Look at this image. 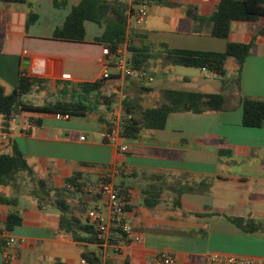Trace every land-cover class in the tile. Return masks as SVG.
Listing matches in <instances>:
<instances>
[{"label":"crops","instance_id":"1","mask_svg":"<svg viewBox=\"0 0 264 264\" xmlns=\"http://www.w3.org/2000/svg\"><path fill=\"white\" fill-rule=\"evenodd\" d=\"M81 1L66 0L65 7H56L55 0H0V80L7 90L16 88L26 71L34 85L21 98V106L83 108L82 116L70 120L20 108L10 128V143L19 146L35 176L53 187H63L64 179L75 173L82 175L84 190L68 192L65 198L71 214L90 224L88 215L95 210L100 212L102 225L109 223L106 200L98 191L100 177L108 176L128 194L130 236L118 244L74 241L60 230L61 212L51 205L40 209L35 198L23 190L29 178L21 174L20 187L0 186V196L19 199L15 209L23 218L20 226L8 231L5 223L12 208L0 203V264H5L7 251L14 256L10 264H82L84 252H95L102 264H154L165 253L175 256L177 264H204L211 253L264 258V125H243L244 100H264V36L257 37L237 75L239 81L238 77L231 80L226 92L221 89L227 97L223 112L171 113L164 129H145L139 137L122 136L118 144H109L101 141L100 134L112 126L111 112L123 116V94L129 86L122 77L102 79L106 46L96 40L103 36L105 26L86 21L83 43L53 38L55 29ZM124 1L130 7L129 30L145 35L142 41L130 37L128 43L144 47L149 58L157 53L165 56V51L154 52L163 44L170 49L224 53L229 42L249 43L264 27L263 20L237 21L232 23L228 39L216 38L208 23L189 17L188 9L196 7L197 15L208 18L220 0H168L178 6L149 3L146 23L134 28L131 12L138 1ZM33 15L35 21L27 26ZM149 60L145 68L150 72ZM233 60L227 59L226 71ZM110 71L118 73L115 68ZM65 74L71 79L65 80ZM187 74H177V80L191 81ZM163 76L166 82V74ZM148 78L155 81L151 73ZM147 83L153 88L149 94H162L164 89L157 93ZM231 85L235 88L229 89ZM27 124L31 128L26 133ZM81 136L87 140L81 141ZM10 143L1 139L0 150H11ZM121 144L128 145L127 153L120 152ZM183 186L196 191L183 193L177 207L176 192ZM76 193L84 194L76 199ZM158 194L159 203L146 207L144 199ZM233 218L244 223L238 225ZM9 239L15 242L7 249Z\"/></svg>","mask_w":264,"mask_h":264},{"label":"trees","instance_id":"2","mask_svg":"<svg viewBox=\"0 0 264 264\" xmlns=\"http://www.w3.org/2000/svg\"><path fill=\"white\" fill-rule=\"evenodd\" d=\"M153 3L165 7H176L175 3L168 0H150ZM66 0H55L56 7H65ZM129 4L124 0H82L75 6L69 16L61 26L54 31L55 40L68 42H85L86 29L85 22L91 21L105 26L103 36L97 38L96 42L104 44L112 52H115L118 46L128 43L130 37L145 38L144 34L136 33V30H129ZM197 8L190 7L188 15L201 23H208L210 33L213 37L228 39L231 33L232 23L257 22L264 21V0H220L215 11L208 18L197 15ZM35 16L28 19L27 26L35 21ZM264 36V27H262L257 36H254L249 43L229 42L227 50L224 53L195 51L185 49H170L166 44L165 60L174 66L196 68L206 70L217 77H226V62L228 58H234L239 65L238 75L250 56L252 49L256 45L257 37ZM130 58L133 61V68L136 71H143L149 56L144 52V47H138L133 42L128 43ZM239 81V77L238 80ZM228 81L223 80L224 86ZM34 85L33 79L23 71L16 88L7 90L4 83L0 80V114L10 116L17 113L20 108L30 111H41L46 113L70 114L73 117L82 116L80 106L72 110H60L58 107H25L21 106V98L28 94ZM99 85V84H98ZM91 86H97L93 84ZM138 92L135 96H125L123 99V116L121 117L122 136L126 138L139 137L145 129L162 130L167 125L168 117L171 113L191 112H223L227 102V97L222 90L219 93H200L193 91H183L177 89H164L162 91L164 101L159 106L144 107L143 96L152 92V88L137 85ZM24 107V108H23ZM81 109V110H80ZM243 125L248 128H261L264 125V100L255 98H246L243 102ZM8 134L10 123H6ZM110 127H114L113 125ZM10 143V136L4 138ZM11 152L6 153L0 150V186L1 187H20L19 179L21 174H25L32 183L30 195L35 198L40 209L47 205L54 206L61 212L59 227L61 231L71 235L76 242H86L91 244H102L104 240L100 238V231L89 222L71 214V208L65 198V194L75 191H83L86 185L82 181V175L75 173L64 179V186L61 188L53 187L47 180L38 179L35 176L32 166L28 163L27 158L20 150L19 146L11 142L9 144ZM102 181H111L108 176L100 177L98 186ZM19 189V188H18ZM128 203V194L122 190ZM196 191L195 188L183 186L176 192L175 206H180L181 195L185 192ZM160 201V194L150 195L144 199L146 207L153 208ZM0 203L10 206L12 209L8 215L5 227L8 231L20 226L23 218L20 216L15 207L19 204V199L5 198L0 196ZM126 210L129 206L126 204ZM238 225H242L244 220L233 218ZM113 235L109 243L118 244L119 241L126 240L123 238L113 239L117 235V230H112ZM121 233V232H120ZM118 237V236H117ZM83 258L87 264H102L100 256L95 252H84ZM10 264V261L5 262Z\"/></svg>","mask_w":264,"mask_h":264},{"label":"built area","instance_id":"3","mask_svg":"<svg viewBox=\"0 0 264 264\" xmlns=\"http://www.w3.org/2000/svg\"><path fill=\"white\" fill-rule=\"evenodd\" d=\"M137 9H133L131 12V18L135 23L134 28H141L147 21L149 17V1L150 0H137ZM128 46L120 45L115 52H112L108 47L103 48V63L104 69L102 72V79L107 81L111 80L113 76L128 78H138L143 84L144 82H152V78H148L147 74L143 71L134 70L133 61L127 53ZM117 69V74L111 73L110 69ZM204 71H206L204 69ZM213 77L212 73H209ZM65 80H70L71 75H63ZM111 97V94H109ZM55 117L57 120H70V114L56 113ZM17 114L13 113L10 116L0 114V141L6 138L9 134L7 133L6 123H10L9 132L11 125L15 122ZM110 124L114 127H108L105 131L100 134V139L102 142L109 144H118L122 139V127H121V116L117 112H111L109 115ZM31 128L30 124H27L24 128V132H28ZM81 141H86L87 136H81ZM120 152L125 154L129 151V147L126 144H121L119 146ZM6 153L11 152L10 149L5 150ZM98 191L101 196L106 200V208L109 212V223L102 225L100 223V212L95 210L89 213V219L92 225L100 231V238L104 240V244L109 243L112 237V230H117L118 238H129L130 231L126 225V199L122 189L116 186L112 181H102L98 186ZM121 232V233H120ZM14 239H9L6 241V248L10 249L14 244ZM6 262L12 261L14 256L8 251L5 254ZM82 264H87L86 260H82ZM154 264H177L175 256L172 254H162L155 261ZM204 264H264V258L255 257H244V256H234L226 255L220 253H211L205 260Z\"/></svg>","mask_w":264,"mask_h":264},{"label":"rangeland","instance_id":"4","mask_svg":"<svg viewBox=\"0 0 264 264\" xmlns=\"http://www.w3.org/2000/svg\"><path fill=\"white\" fill-rule=\"evenodd\" d=\"M149 13H150V10H149ZM132 23H133V27H135V23L133 21ZM205 31H207V28L203 30V32ZM164 50H165L164 47L156 46L154 48V52H162ZM129 56H130V53H129ZM149 59H150L149 63L151 64L150 72L148 70L149 68H145L144 71L147 74V76H150V73H151L152 76L155 78V81L150 82V83L154 88L157 89V93L159 90H163L167 88H174L177 90L183 88L187 91H193V92L205 90V91H209L212 93H219L221 92V89H223V80L226 79L228 83H230L231 80H235V78L238 77L237 70H236L238 66L235 60L228 63V66H227L228 70H227L226 77L213 78L212 76H210L208 71L201 72L202 69L186 68V67L174 66L172 64H169L165 60L164 56L159 53L151 56V58ZM182 72L188 73L187 75H190L192 77V80L189 82H183V81L181 82L180 80H177V74L182 73ZM163 73H165L167 76L166 82H164L165 77L163 76ZM127 82H128L129 89L127 92L124 91L123 96H126V95L132 96V93L138 92V89H137L138 84L152 88L148 86L149 83L144 82L142 84L138 78H128ZM226 87H228V85L224 86V91ZM230 88H235V86L233 87V85H231L229 89ZM112 97L115 100L118 98V96H115V95H113ZM163 101H164L163 94H160V93L159 95L158 94L156 95L145 94L143 96L142 103L144 107H154V106H159ZM29 184L31 185L30 186L31 188L29 187ZM95 185H96V182L93 183V186ZM31 189H32V184L31 182L28 181V183L24 185L23 190L30 193ZM83 194L84 193H76L75 198L78 199L79 198L78 196L83 195Z\"/></svg>","mask_w":264,"mask_h":264},{"label":"water","instance_id":"5","mask_svg":"<svg viewBox=\"0 0 264 264\" xmlns=\"http://www.w3.org/2000/svg\"><path fill=\"white\" fill-rule=\"evenodd\" d=\"M28 66H29V63H28L27 61H25V62H24V67H25V68H28Z\"/></svg>","mask_w":264,"mask_h":264}]
</instances>
